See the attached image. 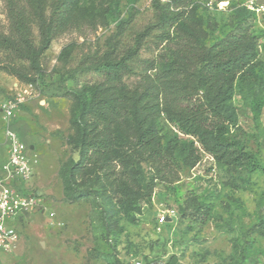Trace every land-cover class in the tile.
Wrapping results in <instances>:
<instances>
[{"label": "rangeland", "instance_id": "374dc122", "mask_svg": "<svg viewBox=\"0 0 264 264\" xmlns=\"http://www.w3.org/2000/svg\"><path fill=\"white\" fill-rule=\"evenodd\" d=\"M246 1L68 0L72 25L44 49L36 85L22 77L27 60L12 59L23 67L15 73L0 65V104L17 93L24 98L14 122L35 161L26 191H39L43 200V209L18 221L19 242L0 251V264H264V174L251 164L217 161L164 114L150 121L161 157L139 153L136 121L126 115L110 128L113 160L93 161L82 177L65 175L79 159L80 99L103 81L96 63L131 53L122 83L143 89L145 74L162 78L179 66L177 54L186 58L187 50L233 33L254 36L264 63V10H250ZM172 2L182 15L163 31L161 6ZM8 26L0 0V30ZM32 30L38 44L35 24ZM173 75L168 89L177 86ZM258 76L264 79V64ZM232 101L231 135L264 166V85L235 90ZM5 151L0 113V167ZM167 209L173 217L159 224Z\"/></svg>", "mask_w": 264, "mask_h": 264}, {"label": "trees", "instance_id": "16d2710c", "mask_svg": "<svg viewBox=\"0 0 264 264\" xmlns=\"http://www.w3.org/2000/svg\"><path fill=\"white\" fill-rule=\"evenodd\" d=\"M6 5L9 26L6 32L0 30V53L10 60L0 59V65L15 73L23 67L16 68L12 59L27 60L28 66L21 74L25 84L34 86L43 73L44 49L52 38L72 25L74 7L68 0H6ZM161 8L164 13L161 29L166 31L182 14L173 2ZM33 24L38 28V44ZM129 54L119 58L106 55L96 63L95 69L102 74L103 81L84 90L88 96L80 99L79 159L67 173L62 167V174L82 177L93 161L113 160L116 155L111 153L114 137L110 128L126 115H132L136 121L139 153L154 160L161 157L157 129L150 123L161 114L179 133L195 138L217 161L232 167L251 164L264 174V166L254 161L245 145L231 135V127L237 121L232 101L234 91H256L264 85V79L258 76L264 63L258 60L254 36L233 33L208 48L187 50L186 58L177 54L179 66L170 68V73L162 78L145 74L143 89L131 90L122 83V76L129 71ZM173 74L179 77L177 86L169 83L172 89H168L166 77ZM176 144L171 148H177Z\"/></svg>", "mask_w": 264, "mask_h": 264}, {"label": "built area", "instance_id": "2783aa9c", "mask_svg": "<svg viewBox=\"0 0 264 264\" xmlns=\"http://www.w3.org/2000/svg\"><path fill=\"white\" fill-rule=\"evenodd\" d=\"M262 1V3H260ZM246 6L253 11L264 10V0H247ZM33 87L32 84H26ZM24 102L22 94L5 99L0 104L3 144L6 156L0 167V251L11 252L19 242L17 223L24 217L43 209L39 191H26L27 182L34 173V163L29 145L22 139L14 122V115ZM40 103L43 100L39 101ZM50 212L49 216L53 217ZM159 224L174 215L173 209L159 214ZM159 229V228H158ZM134 264H140L135 262Z\"/></svg>", "mask_w": 264, "mask_h": 264}, {"label": "water", "instance_id": "95a60500", "mask_svg": "<svg viewBox=\"0 0 264 264\" xmlns=\"http://www.w3.org/2000/svg\"><path fill=\"white\" fill-rule=\"evenodd\" d=\"M260 3H262V1H260ZM171 218L170 217H168V220H170Z\"/></svg>", "mask_w": 264, "mask_h": 264}]
</instances>
